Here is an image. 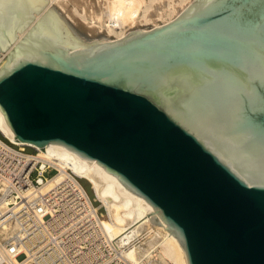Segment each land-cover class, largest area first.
Masks as SVG:
<instances>
[{"label": "water", "instance_id": "1", "mask_svg": "<svg viewBox=\"0 0 264 264\" xmlns=\"http://www.w3.org/2000/svg\"><path fill=\"white\" fill-rule=\"evenodd\" d=\"M0 0V110L16 139L96 159L142 196L188 264H264V0H192L91 41Z\"/></svg>", "mask_w": 264, "mask_h": 264}, {"label": "built area", "instance_id": "2", "mask_svg": "<svg viewBox=\"0 0 264 264\" xmlns=\"http://www.w3.org/2000/svg\"><path fill=\"white\" fill-rule=\"evenodd\" d=\"M6 139L0 137V264H165L155 248L136 261L127 256L144 235L111 236L101 222L106 206L95 204L72 170L42 191L60 172L55 159L45 147Z\"/></svg>", "mask_w": 264, "mask_h": 264}, {"label": "bare ground", "instance_id": "3", "mask_svg": "<svg viewBox=\"0 0 264 264\" xmlns=\"http://www.w3.org/2000/svg\"><path fill=\"white\" fill-rule=\"evenodd\" d=\"M41 1L45 6L16 37L13 41L15 46L48 9H52L58 13L52 7L54 0ZM154 1L155 0H85V8H77L75 12L83 18L84 21H88V24L92 26V28L98 27L100 29H105L108 34H115V39H120L130 32L137 31L132 30L128 32V29L133 28L137 23L143 20L150 21L151 18L149 15L151 13H149L148 10ZM189 1L191 2L192 0H169L168 8L161 12L167 14L164 20L167 19V21H169L168 19H172L173 15L179 12V6L185 8L190 3ZM159 12L155 14H161ZM2 60L3 59L0 58V62ZM0 133L13 142L22 145L27 144L37 149L42 148L36 144L16 139L13 131L5 123V115L1 110ZM45 148L47 149L45 154L55 159L60 172L44 183L41 187L42 191L51 188L53 184L70 169L81 178H86L92 184L97 197L106 206L107 220L104 221L102 219L101 222L103 228L106 229L111 236L127 231L126 238L129 239L133 234H137L145 225H147L148 228L151 227L152 224L156 225L157 233L158 235L160 234V239L157 241L156 245L151 243L149 248H144L143 251L142 249L138 251L136 249L128 251L127 256L130 259L135 261L139 259L138 253L144 256H150L151 250L155 248L164 260L168 259L173 262V264H188L186 252L179 238L169 230L167 224L161 219L154 207L142 196L134 193L123 185L118 176L108 172L104 167H101L96 159L83 157L62 144L50 143L47 144ZM41 154L44 155L42 152ZM156 217H158V220H155Z\"/></svg>", "mask_w": 264, "mask_h": 264}, {"label": "rangeland", "instance_id": "4", "mask_svg": "<svg viewBox=\"0 0 264 264\" xmlns=\"http://www.w3.org/2000/svg\"><path fill=\"white\" fill-rule=\"evenodd\" d=\"M56 1L57 0L53 1L52 7L60 14V16H62L63 18H65L66 20L71 22L73 25H75L77 28H79L81 31H83L90 38L91 41H99V40H104V39L116 38L115 34H113V35L108 34V32L105 29H100L98 27L92 28V26H90L88 24L89 23L88 21H84L83 18H81L78 14H76L75 9L85 8V0H58L57 2ZM168 3H169V0H165V1L164 0H155L152 3V6L148 10V12L151 13L149 15L151 18L150 21L148 22V21L143 20V21L137 23V25L134 26L133 28H129L128 32L132 31V30L149 28V27L155 26L156 24H162V23L166 22L167 19L166 20H164V19L167 17V14L161 13V12L164 9L168 8ZM185 6H186V4H185ZM183 9L184 8L179 6V10H178L179 12L175 13L173 15V17H175ZM159 10H160V12H159ZM156 12H159L161 14L156 15L155 14ZM168 20H170V19H168ZM5 138H7V137H5ZM26 150L28 152L33 151V149L30 147H27ZM53 173H54V171H50V172L46 173V176H51ZM81 183L83 184V186L85 187V189L89 193L90 197H92L94 199L95 204L97 206L101 205V200L97 197L95 189L92 186V184L84 177L81 179ZM100 211L102 213V219L104 221L107 220V213H106L105 209L103 207H101ZM155 220H158V217H156ZM157 223H158V221H157ZM154 226H155V228H154ZM139 232L141 233V235H144V237L140 238L137 242L138 243L137 246H139L138 250L142 249V251H143L144 248H149V245L151 243L156 245L157 241L160 239V236H159L160 234L158 235L156 225H154V224H152V226L149 228L147 227V225H145L142 229L139 230ZM155 253L159 256V260H161L165 264H173V262H171L168 259L167 260L162 259L158 250H156Z\"/></svg>", "mask_w": 264, "mask_h": 264}, {"label": "trees", "instance_id": "5", "mask_svg": "<svg viewBox=\"0 0 264 264\" xmlns=\"http://www.w3.org/2000/svg\"><path fill=\"white\" fill-rule=\"evenodd\" d=\"M0 137H2V138H5L1 133H0ZM6 139V138H5ZM6 140H8V139H6ZM82 179V178H81ZM81 179H80V181H81Z\"/></svg>", "mask_w": 264, "mask_h": 264}]
</instances>
